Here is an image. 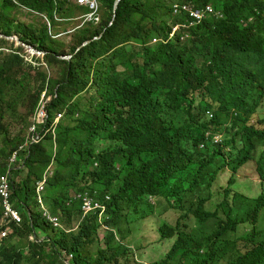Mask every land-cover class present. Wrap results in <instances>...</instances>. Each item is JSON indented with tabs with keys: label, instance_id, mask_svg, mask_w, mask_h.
Instances as JSON below:
<instances>
[{
	"label": "trees",
	"instance_id": "trees-1",
	"mask_svg": "<svg viewBox=\"0 0 264 264\" xmlns=\"http://www.w3.org/2000/svg\"><path fill=\"white\" fill-rule=\"evenodd\" d=\"M114 1L98 0L95 23L75 0H0V35L43 54L26 61L23 44L0 38V176L10 173L22 216L7 224L0 198V264H67L69 255L71 264H139L119 228L123 217L150 215L157 198L181 217L159 227L175 241L154 264H264V191L251 201L233 188L257 150L264 181V120L255 116L264 103V0H120L113 16ZM175 3L214 12L189 37L171 38L189 19L174 14ZM24 11L34 21L20 20ZM43 92L52 96L48 125L64 117L11 164L31 141ZM227 171L222 200L209 210ZM46 172L45 204L61 228L37 204ZM86 192L110 196L108 218L84 217L78 195ZM243 225L252 230L238 236Z\"/></svg>",
	"mask_w": 264,
	"mask_h": 264
},
{
	"label": "rangeland",
	"instance_id": "rangeland-1",
	"mask_svg": "<svg viewBox=\"0 0 264 264\" xmlns=\"http://www.w3.org/2000/svg\"><path fill=\"white\" fill-rule=\"evenodd\" d=\"M19 19L25 22L34 21L28 11H24L23 14L19 15ZM73 26H69V29ZM16 37V36H14ZM69 41V38H67ZM15 46H18V42H15ZM81 48V47H80ZM36 51L24 47V53L22 55L25 57L26 61H31L32 57L35 59H42V53L37 54ZM70 56V55H69ZM66 56V58H69ZM32 63L37 65L36 60ZM15 107L13 109H17ZM260 120H264V103L261 108L257 111L256 115ZM27 129V127L25 128ZM26 131V130H25ZM261 153V150H257L254 158L247 163L243 168L238 171L236 176V183L234 185V190L238 193H242L244 196L248 197L249 200L255 201L262 191H264V181H261L257 169V159ZM231 177L230 171L221 174L212 188L213 198L206 205L207 209L214 211L216 205L222 200L223 191ZM154 203L153 212L142 219L140 215L129 216V224L126 223L125 218H122V225L119 228L118 238H124V243L127 244L131 250L133 256L138 260L139 264H154L163 259H165L168 252L171 250L173 239H162L159 227L163 223L169 225H176L180 220L181 213L168 207L167 202L162 198H157L152 200ZM192 227L195 222L193 219L184 220ZM257 229L261 231L260 239H264V213L262 214L259 222L257 224ZM252 226L243 225L239 227L238 236L246 235L251 232ZM105 229L100 228L99 237L102 239L100 246L103 247V237ZM43 235H41V238ZM91 250L95 253L96 246H92Z\"/></svg>",
	"mask_w": 264,
	"mask_h": 264
},
{
	"label": "built area",
	"instance_id": "built-area-1",
	"mask_svg": "<svg viewBox=\"0 0 264 264\" xmlns=\"http://www.w3.org/2000/svg\"><path fill=\"white\" fill-rule=\"evenodd\" d=\"M77 2L79 5L87 6L89 7L90 10H92V13L87 15L86 17L87 21H94V22L98 21V17L96 15L97 6H98L97 0H77ZM173 9H174V14L176 15L183 14V13L188 14L190 20H188V22H185V23L177 24L173 28L171 36H174L179 29H182V28L186 29L196 24H199L204 18L206 13H213V9L210 6L206 7L205 10H202V9H194L193 7L186 5V4H175L173 5ZM185 37H188V33L184 34L181 37V39L183 40ZM62 117H63V114L59 113L56 117V121H58ZM34 119H35V124L32 125V127L30 128V131L32 133H37L38 125H45L48 120V114L45 108V103H41L37 111L36 117ZM43 132L44 131L38 132L33 137H31V144L34 142H38L43 137L41 135ZM216 141H217V138H216ZM21 149H23V147H20L19 151ZM19 151H16L13 154L11 161H15L17 159ZM44 184H45V180L42 182H39L37 185V193H38L37 201L44 211L43 215L48 220L53 222L54 226H60V221L58 220V218L52 217L48 213V211L45 210L44 199L42 197V192L44 190ZM79 197L83 199V210L86 215L91 214V213H96L98 211H100V215H103L106 212V206L103 204V202L96 200V198L91 196L89 193L85 195H80ZM0 198L2 201L3 209H4V217L6 219V222L16 223V224L20 223L22 221L21 215L19 211L14 207V203L12 202V199H11L12 198V187H11V180H10L9 174L2 175L0 177ZM106 199L109 200V197L107 196ZM5 235L6 233L4 232L2 236H5Z\"/></svg>",
	"mask_w": 264,
	"mask_h": 264
},
{
	"label": "clouds",
	"instance_id": "clouds-1",
	"mask_svg": "<svg viewBox=\"0 0 264 264\" xmlns=\"http://www.w3.org/2000/svg\"><path fill=\"white\" fill-rule=\"evenodd\" d=\"M75 2L78 4V2H77V0H75ZM97 2H98V0H97ZM98 4H99V2H98ZM175 4H184V3H175ZM175 4H173V5H175ZM79 5V4H78ZM186 5H189V4H186ZM80 6H83V5H80ZM189 6H191V5H189ZM84 7H87V6H84ZM192 7V6H191ZM208 7V6H207ZM211 7V6H210ZM87 8H89V7H87ZM194 8V7H193ZM212 8V7H211ZM194 9H196V8H194ZM206 9V8H205ZM205 9H202V10H205ZM213 9V8H212ZM90 10V9H89ZM174 10V9H173ZM213 12H214V10H213ZM92 13V10H90V12L87 14V15H89V14H91ZM207 14H209V13H206L205 14V16L207 15ZM96 15H97V17H98V6H97V11H96ZM186 15H188V14H186ZM204 16V17H205ZM87 17V16H86ZM188 18H189V15H188ZM99 19V18H98ZM188 20H190V19H188ZM203 20V19H202ZM87 21V20H86ZM88 22H94V21H88ZM98 22V21H97ZM97 22H95V23H97ZM186 22H188V21H186ZM202 22V21H201ZM200 22V23H201ZM185 23V22H184ZM179 24V23H178ZM197 25V24H196ZM176 26V25H175ZM174 26V27H175ZM195 26V25H194ZM194 26H192V27H194ZM173 27V28H174ZM173 28H172V30H173ZM191 28V27H190ZM181 31V37L184 35V34H186V33H188V37H189V35H190V32H189V28H186V29H184V28H182V29H179L177 32H176V34L178 33V32H180ZM171 34H172V31H171ZM175 34V35H176ZM175 35L174 36H171V38H173V37H175ZM14 37V36H13ZM18 38V37H17ZM186 38V37H185ZM184 38V39H185ZM183 39V40H184ZM154 41H152V42H156L157 40L156 39H153ZM156 40V41H155ZM182 40V39H181ZM11 41H15V42H17L16 40H11ZM21 42V41H20ZM21 44H23L22 42H21ZM21 44H18V46L19 45H21ZM26 45V44H25ZM25 45H23L24 47H26ZM26 48H28V47H26ZM30 48H32V47H30L29 46V48L28 49H30ZM33 49V48H32ZM34 50V49H33ZM36 51V50H35ZM33 52V51H32ZM35 53H37V54H41L39 51H36ZM71 58V56H69V58H66V56H65V58L64 59H70ZM51 98H52V96H47V94H46V92H43L42 93V95H41V97H40V100H39V102H38V104H37V107H36V109H35V112H34V115H33V122H32V124H31V126H30V128L32 127V125H34L35 124V117H36V114H37V111H38V109H39V107H40V105H41V103H45V108H46V111H47V106H48V103L51 101ZM59 113H61V114H63V117H64V112H58V113H56V115H55V118H54V121H53V123L51 124V125H48L49 123V120H50V116H49V113H48V111H47V114H48V120H47V122H46V124L45 125H38V128H37V133L38 132H42V131H44L41 135L43 136L38 142H40V141H44L45 139H44V137H45V135H47V134H49V133H52V134H54L55 133V130H56V126L60 123V121L63 119V117L62 118H60L58 121H56V117H57V115L59 114ZM207 114H209L210 115V117H212L213 118V116H212V114H210V113H208L207 112ZM46 127V128H45ZM30 128H29V132H30V134H31V136H30V139H31V137H33L35 134H37V133H32L31 131H30ZM45 129V130H44ZM216 138H217V141H216ZM219 139H220V136H216V137H214V141L215 142H218L219 141ZM34 143H37V142H34ZM33 144V143H32ZM29 145H31V141L30 142H25V144L23 145V146H20V147H23V149L24 148H26L27 146H29ZM20 147H19V149H20ZM19 149L18 150H16V151H19ZM23 149H21L20 151H22ZM15 151V152H16ZM20 151L18 152V156H17V159L15 160V161H11V158H12V156H13V154L15 153H13L12 154V156H11V158H10V163L11 164H15V163H17V161H18V158H19V154H20ZM22 168H23V166H22ZM47 173L48 172H46L45 173V177L41 180V181H39V182H42V181H44L45 180V184H46V181H47ZM7 174H9L10 175V173L8 172ZM4 175H6V174H4ZM2 176V175H1ZM0 176V177H1ZM10 180H11V177H10ZM38 182V183H39ZM38 183H37V185H38ZM45 184H44V190H45ZM12 185V184H11ZM12 187V186H11ZM44 190H43V192H42V197H43V199H44ZM88 192H86V193H84V194H82V195H85V194H87ZM36 194H37V197H38V193H37V188H36ZM80 195H78V197H79ZM92 196V195H91ZM109 197V200H110V196L109 195H106L105 196V199L104 200H102V199H98V197H96V196H93V197H95L96 198V200H98V201H101V202H103V204L106 206V212L103 214V215H100V211H98V212H96V213H91V214H85V212H84V210H83V215H84V217H86V216H90V215H95V214H97L98 215V217H99V219H102V218H108V214H107V211H108V206H107V204H106V202H108L109 200H107L106 199V197ZM12 199V198H11ZM82 199V198H81ZM36 200H37V198H36ZM83 200V199H82ZM2 202V201H1ZM13 202V201H12ZM14 203V202H13ZM37 204H38V207H39V209H40V211H42V215H43V213H44V211H43V209L41 208V206L39 205V203H38V201H37ZM3 207V206H2ZM14 207H15V204H14ZM44 207H45V210H47L48 211V213L52 216V217H57L58 218V220L60 221V226H54V224H53V222H51L50 220H48L44 215H43V217L45 218V220L46 221H48L49 223H51L52 225H53V227L54 228H61V227H63V224H62V221H61V219L58 217V216H54V215H52V213L50 212V210L47 208V206H46V204H45V200H44ZM16 208V207H15ZM17 209V208H16ZM82 209H83V204H82ZM18 210V209H17ZM19 211V210H18ZM3 212H4V209H3ZM20 213V212H19ZM21 215V214H20ZM5 218V217H4ZM21 218H22V216H21ZM5 222H6V219H5ZM7 223V222H6ZM8 224V223H7ZM102 228H104L105 230H107V227L105 226V225H102ZM6 236V235H5ZM5 236H3V237H5ZM43 238V237H42ZM32 239H34V236H32ZM72 259H73V256L72 255H69L68 257H66V263L67 264H71V261H72Z\"/></svg>",
	"mask_w": 264,
	"mask_h": 264
},
{
	"label": "water",
	"instance_id": "water-1",
	"mask_svg": "<svg viewBox=\"0 0 264 264\" xmlns=\"http://www.w3.org/2000/svg\"><path fill=\"white\" fill-rule=\"evenodd\" d=\"M119 1H120V0H115V1H114V4H113V16H115L116 8H117V5H118ZM0 38H7V39H9V40H16V41L18 42V44H21L20 40H19L17 37H6V36H3V35H0ZM96 39H97V38H96ZM90 42H91V41H86L82 46H85V45H87V44L90 43ZM23 45H25V44H23ZM25 46L29 48L28 45H25ZM30 49H31V51H33L32 48H30ZM34 51H35V50H34ZM64 58H65V57H63V59H64Z\"/></svg>",
	"mask_w": 264,
	"mask_h": 264
}]
</instances>
